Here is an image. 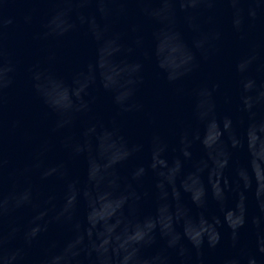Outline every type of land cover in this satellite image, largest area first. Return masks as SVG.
I'll list each match as a JSON object with an SVG mask.
<instances>
[{"label": "clouds", "instance_id": "obj_1", "mask_svg": "<svg viewBox=\"0 0 264 264\" xmlns=\"http://www.w3.org/2000/svg\"><path fill=\"white\" fill-rule=\"evenodd\" d=\"M57 5L44 25L43 38L65 37L77 31L98 44L107 45L110 56L124 54L131 59L123 61L118 88L110 85V77L100 74L97 61L85 63L73 72L66 83L56 78L50 69L56 63L55 56H48L43 64L28 69L32 91L52 118L50 132L58 137L61 148L71 159L82 158L84 175L81 180L71 177L68 166L61 161L46 162L53 144L45 139L34 153L32 162L17 169L11 191L5 192V171L8 161L0 144V264H30L27 249L39 237L48 233L52 226L65 228L70 236L62 245L52 242L42 256L32 264H170L168 250H174L181 264H204L203 249H215L221 243V229L229 233L231 246L239 249L241 230L250 227L256 236L255 251L264 257V161L256 160L254 151L264 144V82L258 83L253 75L264 72L260 62L258 45L251 46L238 57L233 73L236 81V110L238 116L217 115V95L220 83L202 84L193 90L197 101L193 107L196 127H182L177 136V153L168 159V144L158 134H153L148 144L147 164L134 168L130 179L122 178L118 168L144 150L142 144H130L120 133L113 120L110 126L98 122L93 116L96 95L103 91L111 94L118 115L133 114L143 110L138 92L144 83L146 62H154L158 73L170 85H177L199 71L201 62L213 60L218 52L215 43L221 33L205 31L197 20L204 13L213 11L212 6L224 3L232 9L231 27L241 41L246 40L244 13L250 22L264 16V0H47ZM155 4L158 8H140L141 15L170 31L182 56L167 65L154 59V50L146 48V37L138 24H130L127 32L120 31L114 17L127 15L124 7L109 5ZM239 4H248L239 9ZM95 5L94 14L85 15V7ZM203 6V7H200ZM178 17L183 27L192 33L191 46L185 43L178 27ZM53 20L60 23L54 28ZM155 33H153V37ZM47 65L48 67H46ZM14 66L6 64L0 48V103L4 90L12 83L10 74ZM99 75V79H98ZM53 84L58 85L55 89ZM180 91V89H177ZM232 98L225 96V103ZM83 121L79 135L73 133L78 122ZM243 128L242 134L236 131ZM214 129V140L208 143V130ZM255 132L256 144L250 147L249 133ZM106 144H103L104 141ZM199 145L204 152L201 159L193 158V148ZM105 148L108 164V183L119 190L118 194L105 192L110 212L98 215L100 200L97 179L99 166L97 154ZM244 152L247 162L233 160V154ZM191 170L185 172V165ZM161 164L163 167H161ZM231 169V174H229ZM169 170L172 172L168 179ZM151 173L155 177V212L137 219L135 224L124 226L130 214L136 215L149 193L140 191L143 179ZM63 181V194L43 192L33 183ZM194 180V185L190 181ZM251 193L258 214L249 216L248 200ZM187 195L192 205L199 209L193 215L183 203ZM233 203L229 207V198ZM209 199L218 207L219 215L206 214ZM27 209L30 218L25 225L12 222L14 213ZM82 212V215H81ZM180 229L179 231L177 229ZM20 236L23 246L11 248L10 242ZM157 236L165 241V248L153 255H145ZM187 241L190 247H186ZM222 264H258L257 255L239 252L226 257Z\"/></svg>", "mask_w": 264, "mask_h": 264}, {"label": "water", "instance_id": "obj_2", "mask_svg": "<svg viewBox=\"0 0 264 264\" xmlns=\"http://www.w3.org/2000/svg\"><path fill=\"white\" fill-rule=\"evenodd\" d=\"M57 7L47 0H0V48L3 50L6 64L14 66V72L10 74L12 83L4 90L2 103H0V144H2L4 156L8 161L5 171V192L11 191L15 177L12 175L17 169L24 167L32 162L34 153L40 144L49 139L53 144L51 151L47 153L46 162L55 164L65 162L68 166L71 177H78L81 180L84 175V163L82 158L71 159L61 148L58 137L50 132L52 118L46 114V109L34 95L28 69L37 64H43L48 56L56 57V63L50 66L54 76L60 80L70 83L73 72L88 62L97 61V50L99 53L100 74L110 77L109 83L113 89L118 88L120 71L123 68V61L131 59L124 54L117 56L109 55V47L98 44L85 35L84 31H77L65 37L49 36L43 38L45 32L44 25L52 15V9ZM110 8H126L127 15L114 17V22L118 30L127 32L130 24H138L142 33L146 37V48L154 50V59L167 65L173 60L182 56V48L175 40L173 34L154 21L140 14V8H158L159 5L148 4L140 5L128 3L125 5L113 4ZM203 7V6H200ZM239 9H247L248 4H239ZM213 11L204 13L197 20L205 31L215 30L221 33V39L215 43L218 49L213 60L201 62L198 72L181 81L177 85H170L160 75L155 68L154 62L145 63L144 83L138 92V99L143 104V110L133 114L118 115L115 109L111 94H106L102 90L94 93L96 103L93 116L95 119L106 126H110L115 120L119 126L120 133L130 144H142L144 150L137 153L126 163L118 168L119 175L124 179H130L134 168L147 164L149 158L148 144L153 134L160 135L168 144L166 153L169 160L177 154V136L182 127L195 128L196 122L193 118V107L197 98L193 90L202 85L220 83L221 88L217 95V115L230 114L238 116L236 110V81L233 68L236 60L253 45H258L260 62L264 63V16L257 21L250 22L244 13V31L246 40L241 41L233 32L231 27L232 9L227 4L217 3L212 6ZM95 5L85 7V15L94 14ZM60 22L53 20L55 28ZM178 27L182 31L186 44L191 46L192 33L183 27L182 18L178 17ZM153 33L155 36L153 37ZM48 67L47 65H45ZM253 75L258 83L264 82V72L254 69ZM99 79V75H98ZM55 89L58 85L53 84ZM177 89H180L178 91ZM225 96L232 98L230 103H225ZM83 127V121L78 122L73 128V133L79 135ZM236 131L243 132L241 126H237ZM214 129L208 130V143L214 140ZM105 140L103 144H106ZM250 147L256 144L255 132L249 133ZM204 157V152L199 145L193 148V158L198 160ZM233 160L241 164L247 162V155L244 152L233 154ZM256 160L264 161V144L259 150L254 151L255 165ZM99 172L97 179L100 183L98 190L100 208L98 215L105 217L110 212V207L106 203L105 192L118 194L119 190L108 183V164L110 160L106 155L105 148L102 146L97 154ZM161 167L163 165L161 164ZM191 170V164L185 165V172ZM231 174V169H229ZM172 172L169 170L168 179H171ZM33 183L37 184L43 192H55L63 194V181L53 180L51 182H40L38 177L32 178ZM155 177L149 173L139 186L140 191L148 192V198L143 202L136 215L130 214L124 220V226L135 224L137 219L153 215L155 212L154 184ZM194 185L195 181H190ZM183 203L195 215L200 211L192 205L187 195L183 196ZM233 203L229 198L228 206ZM249 216L258 214L255 200L249 193L248 200ZM207 215H219L218 207L214 201L209 199ZM82 215V212H81ZM30 218L27 209L14 213L11 217L17 226H23ZM180 230L179 228L177 229ZM70 236V232L58 226H52L48 233L39 237L32 246L27 249L30 264L38 260L43 252L52 242L62 245ZM256 236L250 227L241 230L239 249L231 246L229 233L226 229H221V243L215 249H203L204 264H222L226 257L236 255L243 251L257 255L258 264H264V257L259 256L255 251ZM186 247H190L187 241H183ZM11 248L23 246V240L18 235L9 245ZM165 248V241L157 236L156 243L144 250L145 255H153ZM170 264H181L174 250H168ZM193 264L195 258L193 254Z\"/></svg>", "mask_w": 264, "mask_h": 264}]
</instances>
